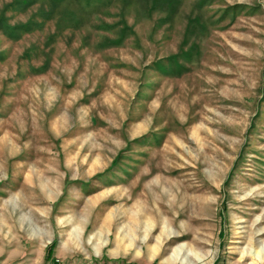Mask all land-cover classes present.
Here are the masks:
<instances>
[{
	"label": "rangeland",
	"instance_id": "374dc122",
	"mask_svg": "<svg viewBox=\"0 0 264 264\" xmlns=\"http://www.w3.org/2000/svg\"><path fill=\"white\" fill-rule=\"evenodd\" d=\"M0 264H264V0H0Z\"/></svg>",
	"mask_w": 264,
	"mask_h": 264
}]
</instances>
